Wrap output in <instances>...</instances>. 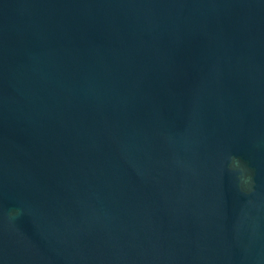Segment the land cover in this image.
<instances>
[{"label": "water", "instance_id": "95a60500", "mask_svg": "<svg viewBox=\"0 0 264 264\" xmlns=\"http://www.w3.org/2000/svg\"><path fill=\"white\" fill-rule=\"evenodd\" d=\"M0 264H264V0H0Z\"/></svg>", "mask_w": 264, "mask_h": 264}]
</instances>
